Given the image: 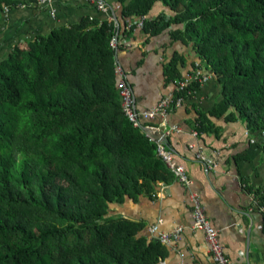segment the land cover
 Listing matches in <instances>:
<instances>
[{
    "label": "trees",
    "instance_id": "obj_1",
    "mask_svg": "<svg viewBox=\"0 0 264 264\" xmlns=\"http://www.w3.org/2000/svg\"><path fill=\"white\" fill-rule=\"evenodd\" d=\"M102 1L107 11L86 3L107 17L86 15L0 57V264H157L165 256L140 222L110 215L112 204L151 199L174 179L142 130L150 123L133 126L118 94L121 40L141 18L147 37L168 30L191 46L199 63L189 74L209 72L220 85L212 109L196 111L195 135L216 133L211 118L241 121L264 153V0ZM157 2L168 13L148 18ZM32 6L49 8L0 0V20ZM178 62L175 55L164 66L168 81L183 78ZM201 84L175 89L172 102L185 103Z\"/></svg>",
    "mask_w": 264,
    "mask_h": 264
},
{
    "label": "crops",
    "instance_id": "obj_2",
    "mask_svg": "<svg viewBox=\"0 0 264 264\" xmlns=\"http://www.w3.org/2000/svg\"><path fill=\"white\" fill-rule=\"evenodd\" d=\"M111 5L122 23L117 5ZM162 12L168 13V10L157 2L147 17L154 18ZM106 14L94 10L84 0H54L49 8H13L5 20H0V57L19 42L75 24L86 15L105 18ZM121 41L117 61L126 74L138 110L153 107L162 97L173 95L176 80L166 79L164 66L175 55L183 61L177 63L181 77L199 63L191 46L174 41L168 30L147 37L140 28L134 27ZM208 74V80L191 99L164 118L148 121L150 127L164 134L162 144L170 151L172 163L184 168L190 181L188 187L174 179L159 183L155 197L139 196L134 201L125 199L112 204L110 215L140 222L142 234L147 238H153L148 231L153 225L166 233L182 228L176 240L164 244L166 254L157 264H213L202 232L192 228L188 195L193 192L198 195L202 211L216 230L230 262L264 264V219L256 199L264 193L260 136L248 133L241 121L226 122L222 118L210 119L216 133L194 134L196 111L207 113L221 98L219 83ZM199 152L210 160V166L197 160Z\"/></svg>",
    "mask_w": 264,
    "mask_h": 264
},
{
    "label": "built area",
    "instance_id": "obj_3",
    "mask_svg": "<svg viewBox=\"0 0 264 264\" xmlns=\"http://www.w3.org/2000/svg\"><path fill=\"white\" fill-rule=\"evenodd\" d=\"M53 0H38L40 5H51ZM90 5H96L98 9L102 11H107L108 6L102 0H86ZM143 18L136 22V27L140 28L142 25ZM111 46L113 48H118V38L114 37L111 41ZM115 73L118 78V94L121 101V108L124 116L132 123L133 126H141L140 123L144 121H149L155 117L164 118L173 108L182 105V98L177 97L175 102H172V96L162 97L158 103L145 110H138L135 106L134 95L131 86L127 81L126 74L123 68L117 61ZM209 78V75L201 73L200 69L193 71L191 74H186L180 81L176 82V91L183 90L184 87L191 81H197L199 83H205ZM195 134V133H194ZM158 144V154L165 162L166 166L172 172L174 179L178 181L184 187H188L190 181L184 171V168L180 165H175L171 160V153L169 150L165 149L162 143ZM197 160L207 163L208 166L211 165L209 159H207L201 152L196 155ZM189 202L191 205V217H192V228L193 230L201 231L204 239L208 246V254L213 264H233L225 256L224 250L218 241L217 232L213 229L207 220L205 214L202 211L200 202L198 200V195L196 193L190 192L188 195ZM259 211L263 215L264 219V202L259 205ZM149 233L153 238L157 239L161 244H168L172 240H176L182 231L181 227L176 228L171 232H160L156 225L150 226L148 229Z\"/></svg>",
    "mask_w": 264,
    "mask_h": 264
},
{
    "label": "water",
    "instance_id": "obj_4",
    "mask_svg": "<svg viewBox=\"0 0 264 264\" xmlns=\"http://www.w3.org/2000/svg\"><path fill=\"white\" fill-rule=\"evenodd\" d=\"M117 21V18L115 19ZM143 132L156 143H162L164 139V134L162 132L156 131L153 127L144 126L142 127Z\"/></svg>",
    "mask_w": 264,
    "mask_h": 264
}]
</instances>
